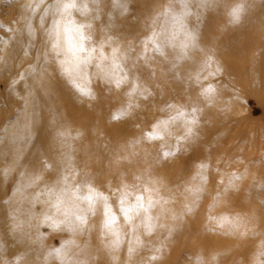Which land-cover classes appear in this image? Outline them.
<instances>
[{"label":"rangeland","instance_id":"obj_1","mask_svg":"<svg viewBox=\"0 0 264 264\" xmlns=\"http://www.w3.org/2000/svg\"><path fill=\"white\" fill-rule=\"evenodd\" d=\"M255 1L221 0V16L214 17V13L209 15V29L201 33L199 50L191 51L189 48L186 56L180 54V42L172 43L176 45L175 48L169 43L170 36L176 32L173 22L178 19L171 15L160 16L155 31L158 33V42L169 45L162 49L167 56H161L153 44L147 48L148 60L145 61L141 56L143 41L153 31V19L169 6L176 10L180 19L183 15L181 0H122L120 5L119 0H101L100 15L93 24V38L99 43L110 36L115 42L112 47L118 46L121 51H128L130 58L125 71L129 73V82L116 88L97 78L93 67L90 70L93 73L90 88L95 98H88L87 102H81L79 98L75 101L81 108L78 116L82 122L80 128L88 130L90 125L84 122L89 116L95 122L94 125L104 132L106 130L108 135V140L100 144L99 153L104 158L102 163L108 160L112 165L95 164L96 151L92 139V145H85L87 154H92L93 160L89 165H92L95 176L102 181L104 179L105 186L109 184L106 181L110 174L108 169L118 173L113 178L116 188L122 180L128 184L138 183L134 177L140 175L144 180L139 183L149 179L156 181L155 185L149 184V187H158L162 191L161 196L174 202L165 205L168 211L160 223H167L163 225L168 228L158 229L157 247L163 241L164 250L155 253V260L149 259L154 253L147 255L144 247L131 256L127 250L123 251L125 246L116 253L106 254L108 249L100 253L97 244L104 246V241L100 235L99 213L94 217V238L79 243L80 247L72 246L69 255L81 258L87 264H105L106 260H113V255L126 264H197V258L202 259L204 264H257L258 253L264 251L261 248L264 243V7L256 14L254 10L250 12L249 7ZM237 4L243 5V11L238 21L230 23L228 12ZM0 9L3 17L12 12L10 19L0 17L1 30L3 25L9 27L12 21L18 19L19 11L18 8L9 9L5 2L0 4ZM186 18L188 25H195L198 17L193 14V17L189 15ZM112 19L124 23L120 31L112 29ZM104 50L109 53L111 48L105 47ZM209 57L211 66L206 67ZM197 74L201 75L204 86L212 84L216 89L211 103L199 95L201 85L195 83L194 79ZM133 78L144 82L142 85L152 94L147 99L137 95L134 102L139 107L130 116L121 115L119 119H113V115L130 98L129 89ZM6 82L5 77H0V99H3L0 103L8 107L6 98H11L9 95L15 90L10 85L6 86ZM16 88L18 92L23 91L22 84ZM88 102L91 108L87 107ZM168 105L197 106L202 111L198 113L199 123L195 126V135L183 141L179 151L163 159L162 142L141 140V137L154 120L167 115L165 109ZM87 109L91 110L87 112ZM175 134H179V129L175 130ZM133 142H136L134 147ZM175 143V139L167 140L169 146ZM201 163L209 166L207 184L203 194L194 202V197L185 188L192 183L197 165ZM233 173L241 179L235 181V188H230L217 202V193L224 190V184H227L228 177ZM92 175H88V178L93 181ZM221 179L224 184L219 183ZM13 181L6 180V198L12 193ZM186 205L191 207L190 212ZM159 211L157 208L153 214ZM224 213L243 216L247 221V235L241 236L239 232L229 234L208 219L209 215L220 216ZM168 229H173L170 236ZM52 230L48 225H42L39 231V240L47 244L50 250L65 248V242L69 239L77 240L66 231ZM228 237L234 239L232 251L229 246H225ZM224 250L227 251L226 255H223ZM217 251L222 255L221 259ZM260 261L264 262V256L260 257ZM110 264L119 262L116 260Z\"/></svg>","mask_w":264,"mask_h":264},{"label":"bare ground","instance_id":"obj_2","mask_svg":"<svg viewBox=\"0 0 264 264\" xmlns=\"http://www.w3.org/2000/svg\"><path fill=\"white\" fill-rule=\"evenodd\" d=\"M119 1L118 5L121 4L122 0ZM220 1L207 0V3L202 4L201 0H184L192 17L195 14L198 18L195 25L187 24L186 17L189 15H182L180 19L175 20L173 23L176 32L170 36L169 43H181V41L186 40L184 35L186 26V29L192 31L197 37L195 46L190 47V49L191 51H198L202 42L201 33L209 29L207 24L209 15L214 13V17L221 16ZM3 2L6 3L9 9L18 8L19 17L17 20L12 21L9 27L3 25L0 30V56L4 57V62L0 63V77H5L7 80L6 86L10 85L11 89L15 90L13 94L9 95L11 98H6L9 103L8 107L0 103V264H15V261L21 256H23L22 264H62V258H52L49 255L50 249L47 244L39 240L41 226L47 225L41 224L40 219L48 209L46 198L40 195L41 190L45 188L46 184H51L62 171L64 167L62 161L66 153L73 157L74 167L81 173L78 182L84 179V173H87V175L93 174L94 185L105 194L110 195V187L112 190L116 189V181L113 178L118 173L108 169L110 174L106 181L109 184L105 186L104 179L102 181L98 176H95L92 165H89L93 159L91 153L87 154L88 148L85 145L86 143L92 145L91 139L95 143V164L97 166L112 165L108 160L102 163L104 158L99 153L101 150L100 144L108 140V135L106 130L104 132L98 125L95 126V122H92L89 116L84 122L86 125H90L89 131L80 128L82 122L78 116L81 108L75 101L79 98L81 102H87L88 97L82 95L76 89L70 78L64 74L48 51L49 44L40 26V16L43 9L40 10V13H33L32 18L28 19L27 5L29 0H0V4ZM51 3H53V0H47L44 7ZM263 7L264 0H256L249 7V11L254 10L256 14ZM181 13H183L182 5ZM10 15L3 17L0 13V17L3 19H10L12 12ZM74 15H76L77 20H83V17L78 14L74 13ZM45 19L46 26H50L52 17L48 16ZM110 24L115 32L120 31L119 29L124 25V23L118 20L113 21V19ZM29 28L34 29V33L31 35L29 34ZM46 53H48L47 56ZM19 84L23 86L21 92L16 90V86ZM151 85L154 87L153 84ZM1 101L3 99H0ZM87 104V107L91 108L90 103ZM90 110L87 109V112ZM4 113L5 115H3ZM9 116L11 117L8 118ZM90 123H93V125L91 126ZM61 133H64L65 136H62ZM45 163L50 165L51 168H45ZM36 175H39L41 180L30 184V179ZM13 178H15L14 181ZM7 179H12L14 188L10 197L6 198ZM163 223L168 225L165 222ZM93 224L94 217L89 220L88 230L83 234L78 233L75 235L77 238L75 245L80 247L79 243L94 238L92 231L95 226ZM166 227L168 228V226ZM181 229L183 231V228ZM157 232L159 230L151 236L143 237L144 248L149 256L154 253L155 248L159 245V240L156 238ZM227 240L229 241L225 246H229L230 251H232L234 249L232 240L234 239L228 237ZM88 245L94 246V244ZM122 246L128 248L127 243ZM97 247L100 253L103 250L107 251L99 243ZM125 247L123 251L127 250ZM88 251L90 252L91 249ZM217 252L221 259L222 255H219V251ZM107 253L110 252L107 251ZM226 253L227 251L224 250L223 255H226ZM98 258L103 259L100 256ZM116 260L119 264H126L119 258ZM110 262L106 260L105 264H110Z\"/></svg>","mask_w":264,"mask_h":264},{"label":"snow or ice","instance_id":"obj_3","mask_svg":"<svg viewBox=\"0 0 264 264\" xmlns=\"http://www.w3.org/2000/svg\"><path fill=\"white\" fill-rule=\"evenodd\" d=\"M201 2L204 4L207 3V0H201ZM45 4H47V0H29L27 5L28 19L32 18L33 13H40V10L43 9L40 16V26L49 44L48 51L82 95L89 99L95 98L90 88L93 79V73L90 70L93 67L96 69L94 75L97 78L114 85L116 88H120L129 82V73L125 71L126 63L130 58L128 51H121L118 46L112 47L115 42L110 36L99 43L93 38V24L100 15L101 0H53V3L47 7H44ZM181 4L183 6L182 14L184 16L191 15L184 0H181ZM242 11V4L232 7L228 12L229 22L238 21ZM74 13L83 17V20H77ZM169 15L179 19L176 10L171 6L153 19V31L143 41L141 56L145 61L148 60L147 48L153 44L156 46V51L166 58L167 54L162 49L169 45L158 42L155 24L160 16ZM48 16L52 17L50 26H46L45 18ZM33 33L34 29L29 28V34ZM184 35L186 40L181 41L180 44L181 56H186L188 49L195 46L197 39L192 31L186 29V26ZM170 46L176 47L174 44ZM105 47H110L111 51L105 53ZM47 54L45 55L47 56ZM209 61H211V57L206 61V67L211 66ZM3 62L4 57L0 56V63ZM194 79L195 83L201 85L199 95L211 103L216 92L215 87L212 84L204 86L200 74H197ZM131 84L128 102L113 115V119H119L121 115L130 116L133 110L139 107L134 102L137 95L147 99L152 94L146 86L135 78L132 79ZM133 89L138 91H133ZM165 111L167 115L154 120L149 130L143 133L141 140L162 142L161 156L163 159H168L174 151H179V146L183 141L195 135L194 129L199 123L198 113L202 109L197 106L168 105ZM176 129H179V134H175ZM61 135L65 136L64 133ZM169 139H175L176 143L169 146L167 144ZM135 143L133 142V147ZM62 163L64 167L59 175L51 184H46L45 188L41 190L40 195L46 198L48 205L47 211L43 213L40 219L41 224H47L53 231H66L75 237L76 234H83L88 230L89 220L99 213L101 217L100 235L104 241V247L110 253H116L124 243H127L129 256L138 249L145 247L143 237L151 236L158 229L166 227L160 221L168 211L165 205L171 201L160 195L158 187H149V184L155 185L156 181L149 179L139 183L144 178L137 175L134 179L138 183L128 184L122 180L116 189L112 190L110 187L111 195H108L94 185L87 173H84V179L78 182L81 173L74 167L73 157L70 154L64 155ZM44 167L51 168L47 163ZM208 167L205 163L198 164L197 171L192 177V183L185 188V191L194 197V202L205 191ZM239 179L241 177L234 173L228 177L227 184H224V180L221 179L219 183L224 184V190L217 193L215 200L218 202L225 192L230 188H235V181ZM40 180L41 177L36 175L30 179L29 183L34 184ZM113 197H115V201H113ZM157 208L160 211L153 214ZM186 209L191 211L190 206L186 205ZM208 219L218 228L227 230L229 234L234 235L239 232L241 236L247 235V221L240 214L209 215ZM242 228L244 231H241ZM172 231L173 229H168L169 236ZM72 246L78 247L75 245L74 239H69L65 242V248H53L49 251V255L61 257L62 264H87V261L75 259L69 255ZM261 248H264V243H262ZM163 250L164 243L161 241L160 246L155 248L154 254L149 259L155 260L157 258L155 253H162ZM261 256H264V251L258 253L257 264H264L260 261ZM112 259L116 260L117 257L113 255ZM22 262L23 256L17 259L15 264H22ZM197 264H204V262L197 258Z\"/></svg>","mask_w":264,"mask_h":264}]
</instances>
